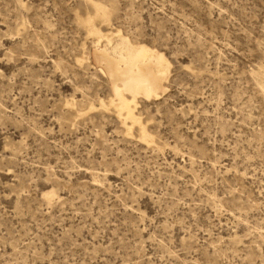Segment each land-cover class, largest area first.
<instances>
[{"label": "rangeland", "instance_id": "rangeland-1", "mask_svg": "<svg viewBox=\"0 0 264 264\" xmlns=\"http://www.w3.org/2000/svg\"><path fill=\"white\" fill-rule=\"evenodd\" d=\"M99 1L171 64L154 143L101 107L81 0H0V264H264V0Z\"/></svg>", "mask_w": 264, "mask_h": 264}, {"label": "bare ground", "instance_id": "bare-ground-1", "mask_svg": "<svg viewBox=\"0 0 264 264\" xmlns=\"http://www.w3.org/2000/svg\"><path fill=\"white\" fill-rule=\"evenodd\" d=\"M81 1L88 13L79 17V22L93 39L91 58L97 72L106 79L110 91V99L107 103L101 102V107L114 112L127 135L136 128L143 143H154L136 110L139 100H158L165 94L170 62L164 53L146 44L132 42L120 30L112 28L111 15L116 11L115 5L99 0ZM97 22L107 29L103 31ZM84 61H88L85 55L77 62L82 64ZM67 105L74 108L76 102L68 101ZM55 196L53 191L43 194L48 203Z\"/></svg>", "mask_w": 264, "mask_h": 264}]
</instances>
